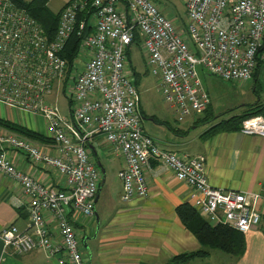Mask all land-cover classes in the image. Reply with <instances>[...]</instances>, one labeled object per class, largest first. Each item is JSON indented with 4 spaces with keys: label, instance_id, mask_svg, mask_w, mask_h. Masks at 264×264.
I'll return each instance as SVG.
<instances>
[{
    "label": "built area",
    "instance_id": "1",
    "mask_svg": "<svg viewBox=\"0 0 264 264\" xmlns=\"http://www.w3.org/2000/svg\"><path fill=\"white\" fill-rule=\"evenodd\" d=\"M182 1L188 18L185 29L176 26L154 0H71L61 9L49 38L29 13L12 0H0V105L42 117L57 152L0 127V176L20 185L28 213L26 230L14 224L1 230L5 247L16 254L39 249L57 264H89L80 251L76 220L94 216L100 168L88 142L95 133L123 161L118 171L122 201L148 195L145 169L153 161L190 188L191 206L208 223L242 234L257 228L264 189L212 186L204 155L161 146L145 132L126 50L138 33L164 102L177 121H186L211 103L198 65L225 81L251 79L264 38V0ZM88 4L95 12L90 18L92 30L86 33L87 21L78 15ZM74 33L81 41L69 63L65 52ZM81 54L86 59L78 71ZM55 86L62 87L68 100L69 117L62 116L49 99ZM239 131L264 137V116L246 118ZM9 150L25 155L31 170L55 169L64 186L47 187L20 170ZM21 202L16 199L17 206Z\"/></svg>",
    "mask_w": 264,
    "mask_h": 264
},
{
    "label": "crops",
    "instance_id": "2",
    "mask_svg": "<svg viewBox=\"0 0 264 264\" xmlns=\"http://www.w3.org/2000/svg\"><path fill=\"white\" fill-rule=\"evenodd\" d=\"M68 1L61 0L58 10ZM120 6L124 8V2ZM134 43L137 41L132 44ZM132 44L126 50V54L130 63L129 70L133 76L136 74L134 81L136 77L138 90L140 77L138 71L132 67ZM52 98V96L49 97L51 100ZM138 100L139 110L144 116L140 107L139 91ZM210 107L212 108L211 103ZM9 113L14 114L13 119L1 114L0 117L20 123L47 136L46 122L42 117L18 111ZM201 115L202 113L184 121L187 126L179 127L180 134L169 129L171 132L161 137L166 143L159 142V144L180 153L204 155L207 179L212 186L262 192L264 189V137L243 134L240 131H221L211 137L201 138L200 135L211 125L204 124L208 127L197 131L195 128L202 125H195L194 122ZM32 116L34 118H30ZM37 118L44 120L45 133L40 126L43 124L42 121H37ZM145 132L147 133L146 130ZM37 142L52 154H57L52 148V141ZM88 147L91 155L104 168V175L101 176L97 192L94 216L89 218L78 216L76 220V227L83 230L81 238L85 252L83 258L89 264H172L173 257L202 249L203 246L182 224L176 213L178 205L191 204V190L188 186L177 180L166 167L152 161L145 169L148 195L135 197L128 202L122 201L121 180L117 177V184L114 181L112 184L111 179L106 176V167L114 168L117 176L123 166L122 159L110 153L108 145L99 133L92 136ZM9 151L8 155L20 170L29 172L47 187L62 188L64 186L62 176L55 169L49 170L39 166L31 170L25 155ZM16 199L22 201L19 206L16 205ZM26 200L17 182L6 176H0V232L11 224L16 225L20 230L28 228ZM260 208L259 225L243 234L245 238L243 254L239 257L228 254L230 257L225 258V264H264V201ZM49 225L55 230L52 221ZM213 250L217 249L210 250L207 256L200 258L210 257ZM197 258L191 260L190 264H193ZM0 264H57V262L55 258L47 257L39 249L16 254L12 248L5 247L0 239Z\"/></svg>",
    "mask_w": 264,
    "mask_h": 264
},
{
    "label": "rangeland",
    "instance_id": "3",
    "mask_svg": "<svg viewBox=\"0 0 264 264\" xmlns=\"http://www.w3.org/2000/svg\"><path fill=\"white\" fill-rule=\"evenodd\" d=\"M71 1V0H70ZM157 2L161 8V10L167 15V17L171 18L176 26H180L182 29L186 28L188 24V18L186 16L185 6L182 0H154ZM159 1V2H158ZM61 0H49L48 7L51 11L56 12L59 9V5ZM262 50L257 53V63L259 65L258 71V79H259V87L258 91L260 92L261 101H264V39L262 43ZM86 56L85 54H81L80 60L76 62L77 70H81L83 68ZM132 67H134L140 77V82L138 84V91L140 95V107L145 114L143 119L141 120L142 126H144L147 133L150 134L151 137H155L157 141L161 144H165L166 141L161 138L169 132H171L166 125L159 124L158 122L153 121L151 118L156 117L160 121L167 122L173 128L183 127L185 128L187 125L186 122H179L174 117L172 110L169 106L164 102L158 88L157 79L152 75L149 66L146 64V49L144 48L143 41L138 40L137 43L132 44V55H131ZM127 63V71L131 73L129 70V61ZM256 68V67H255ZM255 70V69H254ZM198 77L208 92L211 100V106L213 113L218 115L223 113L229 109H233L236 112L243 109L244 105L247 103H252L256 99H258L257 95L254 92L253 88V74L251 79L246 80L244 82H232L225 81L220 77L211 74L205 68L201 66H197ZM132 74V73H131ZM67 94L70 92V89L67 88ZM53 98L50 101L54 103L60 114L62 116L69 117V107L68 100L63 94V89L61 86H55L53 90V94L51 95ZM13 109L6 107L4 105H0V114L3 116H8L9 119L14 118ZM30 118H34L33 116ZM37 121H42L43 124L40 126L45 130V122L41 118H37ZM208 127V125L206 126ZM205 125L198 126L195 128L197 131L203 130L206 128ZM94 159L95 157L92 156ZM103 163V162H102ZM103 167V165H102ZM108 169V171H107ZM100 172V180L103 175L101 170ZM106 176L108 179H111L112 184L114 182L117 184V177L114 168L109 169L106 167ZM114 181V182H113ZM115 188V187H114ZM80 221V220H79ZM89 222V219L87 220ZM80 223L83 224L82 221ZM94 228V227H93ZM83 235V230L81 228H77V239L81 246L80 251L82 255H85L84 249L82 247L81 238ZM230 255L221 252L219 250H213L210 257L206 258H197L193 261V264H225V258H229Z\"/></svg>",
    "mask_w": 264,
    "mask_h": 264
},
{
    "label": "trees",
    "instance_id": "4",
    "mask_svg": "<svg viewBox=\"0 0 264 264\" xmlns=\"http://www.w3.org/2000/svg\"><path fill=\"white\" fill-rule=\"evenodd\" d=\"M12 2L15 4V6L25 10L34 19H36L49 38H52L56 31L61 9L68 3L66 2V4L60 10L54 12L48 7L49 0H12ZM94 12L95 9L90 4H88L86 6V10L78 15V18H85V21H87L85 30L86 33H89L92 30L90 18L93 16ZM138 40V33H135L134 42ZM80 41V36H77L76 33H74L70 38L65 52V57L68 59L69 63H71L74 57H76ZM261 50L262 46L260 47L258 53ZM258 71L259 65L257 63L253 72V88L258 99L252 103L245 104L244 108L237 112L233 109H229L218 115H214L212 108L209 105L202 112V115L197 117L194 122L195 125L211 124L200 135L201 138L211 137L221 131H239L242 121L246 118L259 114L264 116V101H261L260 92L258 91ZM134 76H136V74H134ZM137 82L138 80L135 77V84ZM141 116L143 119L142 113ZM151 119L155 122H158L159 124L166 125L168 129L172 130L174 133L180 134L181 132L180 128H173L167 122L160 121L156 117H152ZM0 127L25 135L39 142L52 141L50 137L46 135L40 134L21 125L20 123H16L2 117H0ZM176 213L182 224L193 233V235L203 247L197 251L183 253L173 257L171 260L172 264H190V261L194 258L207 256L209 251L212 249L220 250L235 257H239L243 254L245 249V238L242 233L226 225H212L208 223L189 203H182L178 205L176 208Z\"/></svg>",
    "mask_w": 264,
    "mask_h": 264
},
{
    "label": "water",
    "instance_id": "5",
    "mask_svg": "<svg viewBox=\"0 0 264 264\" xmlns=\"http://www.w3.org/2000/svg\"><path fill=\"white\" fill-rule=\"evenodd\" d=\"M97 164H98V166H99V168H100L102 174L104 175V168L102 167L101 163L97 162ZM103 175H102V176H103ZM96 199H97V196H96V198H95V202H96Z\"/></svg>",
    "mask_w": 264,
    "mask_h": 264
}]
</instances>
